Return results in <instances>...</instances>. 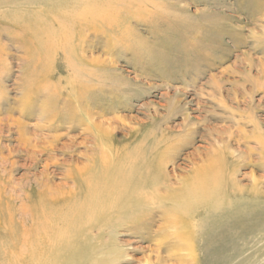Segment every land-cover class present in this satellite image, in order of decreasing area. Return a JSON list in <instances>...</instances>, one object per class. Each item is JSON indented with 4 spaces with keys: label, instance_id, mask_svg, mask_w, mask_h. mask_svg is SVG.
Segmentation results:
<instances>
[{
    "label": "rangeland",
    "instance_id": "rangeland-1",
    "mask_svg": "<svg viewBox=\"0 0 264 264\" xmlns=\"http://www.w3.org/2000/svg\"><path fill=\"white\" fill-rule=\"evenodd\" d=\"M9 1L14 6L0 5V167L4 160L16 185L17 227L51 208L56 218L70 207L77 214L108 146L131 143L150 152L156 134L173 144L167 172L177 191L194 178L196 165L227 149L239 162L240 188L261 178L264 192V0H151L153 6L138 8L148 9L149 20L127 18L118 31L76 28L85 31L86 56L109 76L85 89L74 76L78 66L92 65L71 62L76 41L62 29L69 21L45 22L26 11L38 6ZM71 6L63 11L80 5ZM163 204L151 216L128 214L123 225L93 228L80 241L93 237L94 247L103 237L116 240L121 256L112 264H231L238 257L240 264H264V196L238 199L221 216L197 202L181 220L180 208ZM201 225L231 229L209 247L178 239L184 228ZM189 247L197 249L194 262ZM248 250L260 257L244 260Z\"/></svg>",
    "mask_w": 264,
    "mask_h": 264
},
{
    "label": "bare ground",
    "instance_id": "bare-ground-1",
    "mask_svg": "<svg viewBox=\"0 0 264 264\" xmlns=\"http://www.w3.org/2000/svg\"><path fill=\"white\" fill-rule=\"evenodd\" d=\"M24 1L25 4L38 6L26 10L32 17L33 15L40 16L45 22L48 19H56L57 17H62L61 19L65 17V20L69 21V25L63 24L62 29H65L69 35L71 32L72 35L70 36L76 41L77 47L73 53L75 58L71 62L74 65H78L79 62L85 61L92 65V68L78 66V68L80 67L78 69L79 72L74 76V80L79 82L82 86L81 89L88 87V83L98 81V78L107 80L109 76L102 74L98 69L99 67H95L96 63H98L97 60L86 56V50L83 47L84 42L82 41L84 40L82 39L84 36H82V33L84 34L85 31H77L76 28L84 27L81 29H86V27H93L91 29L100 30L106 26V29L118 31L122 22H125L127 18L138 17L149 20V17L153 15H150L147 11L148 9L140 11L138 8H142V4H145L146 1H148L149 6L154 5L151 0H115L111 2L114 3L113 5L108 4L111 0ZM74 4L80 5L79 9L77 8L78 10H74V8L71 11L70 8L71 12L63 11L66 7ZM0 5L8 8L14 6L9 0H0ZM145 12L149 13L147 17L146 15L144 16ZM88 19H95V21L101 23L105 21L106 23L90 26L91 23H88ZM79 37L80 43L78 42ZM87 113L85 110L86 115ZM112 135H116L115 130H113ZM136 138L137 136L135 135L131 136L132 140ZM162 138L163 136L161 135H154L156 143L152 150H149L150 152L143 147L130 145L131 143L123 146V148L117 145L119 149L109 143L110 146L106 149L107 152H103L106 156L100 162L101 167L98 171V176L91 179V184L90 186L88 185L87 198L79 203L81 211L76 214V208L70 207L67 208L70 209L69 213L56 218L58 212L55 214L52 210L54 208L47 211L44 210L40 215L35 214L33 224H29L30 228L27 225L20 229L16 225V215H14L12 203L16 199L17 189L16 185H13L6 174L7 166L3 160L2 167H0V264H112L121 256L118 253L119 246L116 240L110 241L109 239L105 241L104 238L106 237H103L100 240V244L94 247L92 245H94L95 238L91 237V235V239H87L84 242L80 241L83 236L86 237L91 234L93 228L97 227L100 231H104L105 228L110 229L109 227L111 226L114 228L122 224L128 214L142 215V217L145 215L151 216V211L154 210L153 206L159 205L161 208L165 201L172 203L175 208H180L176 218L181 220L189 216L188 213L192 211L191 208H195L197 202L201 204V208H204V212L209 213V215L221 216L224 214V208H229L238 199L257 200L264 196V192L261 190V178L253 180L251 189L240 188L236 179L239 162L232 160L227 149L219 153L215 152L214 156L203 161L200 166L196 165L192 172L194 178L186 187L177 191L169 183V172H167L168 162L174 159L173 144L171 142L165 144L161 141ZM105 139L107 138L102 137L100 141H105ZM153 152L157 153V156L152 155ZM148 153H150V156ZM151 156L153 158L150 160L149 157ZM163 187L167 191L166 195L160 193ZM25 192L28 193L26 199H29V190ZM165 205L163 204V207L167 206ZM152 220L149 219L148 221ZM148 221L142 225L149 224ZM230 229L229 227L222 228L207 225L193 227L191 231L190 228H184L183 232L179 233L178 239L190 240L191 243L193 241L202 242V247L206 243L209 247L223 239ZM189 231L190 234L184 233ZM107 232L105 231V233ZM230 248L232 247L230 246ZM181 249L184 248L181 247ZM187 249H189L191 255L194 254L192 256L193 262L196 261L198 254L194 252L197 249L194 250L191 247ZM242 257L244 260L251 262L260 256L251 250ZM238 258L240 259V257ZM238 258L231 259V264H238L240 262ZM260 261L264 262V257Z\"/></svg>",
    "mask_w": 264,
    "mask_h": 264
}]
</instances>
